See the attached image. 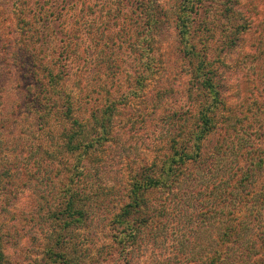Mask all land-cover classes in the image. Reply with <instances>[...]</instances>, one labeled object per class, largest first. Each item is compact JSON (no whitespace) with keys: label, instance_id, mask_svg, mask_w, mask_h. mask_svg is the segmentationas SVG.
I'll list each match as a JSON object with an SVG mask.
<instances>
[{"label":"rangeland","instance_id":"374dc122","mask_svg":"<svg viewBox=\"0 0 264 264\" xmlns=\"http://www.w3.org/2000/svg\"><path fill=\"white\" fill-rule=\"evenodd\" d=\"M215 1L219 3V0ZM155 2L165 12L164 18L159 6L154 8ZM180 2L74 0L68 11V18L81 25L77 32V50L70 64L72 75L68 80L69 87H82L85 91L91 87L96 92L102 87L111 93L118 91L128 103L121 106L120 114L115 117L116 126L113 127L111 141L104 149V166L97 176L90 178L96 187V197L103 201L96 206L104 210L96 207L98 220L89 222L84 230L69 231L67 234L68 245L79 248L77 252L86 264H95L92 259L103 257L111 249L108 218L104 216L113 211L114 201L122 200L131 167L152 159L157 148L166 144L167 136L175 127L168 115L183 109L192 99V93H197L192 63L184 56L183 43L180 42L176 26L177 14L182 8ZM43 6L41 3L19 6L22 10L20 20L28 21V11L31 9L34 16L38 15ZM114 6H117V12L120 11L116 14L117 23L121 22L122 25L115 27V45L106 46L112 38L106 25L114 15ZM15 8V0H0V24L4 38L9 35L19 38V30L15 28ZM240 8L250 21V26L239 35L238 45L225 47L224 36L221 37L218 32L210 41L202 40L205 29L202 26H205L203 23L206 18L203 16L205 13L200 12L201 9L200 15L198 13L194 20L195 28L199 27L201 32L195 29L194 39L197 49L209 51V57L220 73L226 110L237 115L244 114L246 118L242 120L243 123L250 119L249 130L254 131L264 124V0H240ZM212 14L210 26L217 20ZM149 16L158 17L160 21L157 26L147 29L144 22ZM231 23L225 21V34L232 31ZM145 33L153 35L151 42L145 40V47L156 57L157 64H154L155 73L144 82L142 97L132 99L127 91L135 84L133 75L142 74V63L137 59L140 49L136 39ZM203 42H206V46ZM102 43L105 45L102 46ZM0 50L10 51L6 57L9 64L4 67L19 68L23 64L24 58L19 59L17 56L23 51L19 43H11L10 49L0 47ZM23 73V69H17L11 77L6 76L8 79L3 73L0 74L1 83L6 81L3 88L5 97L0 109L2 170L10 172V179L13 177L17 184L15 196L0 193V234L4 239L6 264H55L45 252L52 242L53 224L50 219L46 220L47 216L43 213L55 201L62 157L57 148L55 121L44 123L28 103L19 109L18 120L13 123L10 121L12 118L15 120L14 101L19 96L15 82L22 79ZM151 103L160 105L156 116L154 114L146 122H135V118L141 116L140 109L148 106V110ZM148 113L152 111L148 110ZM237 128L242 127L239 124ZM246 134H235V147L210 174H203L195 182L184 178L170 194L156 191L153 196H149L155 206L160 207L166 201L169 208L149 237L144 238L142 244L134 245L130 254L131 262L127 264H203L207 251L213 248L212 241H215L219 226L215 224L210 230L206 229V222L199 214L203 205L211 201L210 190L220 186V180L235 167L236 153L247 141ZM48 152H51V156ZM22 199L25 201L23 207L20 204ZM122 261L119 259V264H123ZM106 263L108 261L100 264Z\"/></svg>","mask_w":264,"mask_h":264},{"label":"trees","instance_id":"16d2710c","mask_svg":"<svg viewBox=\"0 0 264 264\" xmlns=\"http://www.w3.org/2000/svg\"><path fill=\"white\" fill-rule=\"evenodd\" d=\"M15 1V28L19 30V38L13 35L4 38L0 24V47L10 49L11 43H19L23 51L17 56L24 58L19 68L4 67L9 64L6 57L10 51L0 50V74L3 73L5 79L17 69L24 71L22 79L15 82L19 96L14 101L15 120L12 118L10 121L18 120L19 109L27 103L44 123L55 121L57 148L62 157L55 201L43 213L54 229L52 242L45 252L55 264H86L77 252L79 248L68 245L67 234L84 230L89 222L99 219L96 205L103 201L96 197V187L90 178L97 176L104 166L105 145L111 141L115 117L120 114L121 106L128 104L127 99L124 100L118 91L111 93L103 87L98 92L91 87L87 91L82 87H69L70 64L77 50V32L81 27L77 21L68 18L74 0ZM28 3L44 6L35 16L33 9L28 11V21L20 20V8ZM180 5L182 8L177 14L176 26L184 56L192 63L197 93H192V99L183 109L168 115L175 127L167 136L166 144L157 148L152 159L131 167L122 200L114 201L113 211L104 216L108 218L111 249L103 257L92 259L95 264L106 261V264H119V259L123 264L131 262L134 245L142 244L149 237L169 208L166 201L160 207L155 206L149 196L156 191L170 194L184 178L195 182L203 174H210L233 150L236 141L233 138L238 132H246L248 139L236 153V165L220 180V186L210 190L211 201L203 205L199 214L206 222V229L210 230L215 224L219 226L215 241H212L213 248L207 251L203 264H264V124L261 125L263 128L258 126L250 131V119L243 123L244 114L226 110L220 73L209 57V51L197 49L194 39V30L201 32L199 27L195 28L194 21L200 9L206 18L202 40L210 41L218 32L224 36L227 48L238 45L239 35L249 29L250 21L240 8V0H219V3L215 0H181ZM157 6L155 2L154 8ZM112 8L114 15L106 25L112 38L106 46L115 45V27L122 25L117 23L116 14L120 11H116L117 6ZM159 12L163 18L166 16L160 6ZM210 14L217 18L213 26L209 25L212 24ZM227 20L232 22V31L225 34ZM159 21L158 17L149 16L144 25L147 29L153 28ZM152 37L145 33L136 39L142 74L133 75L135 84L127 91L132 99L142 97L144 82L155 73L157 59L145 47V40L151 42ZM206 42H203L205 46ZM1 82L0 109L6 81ZM159 106L151 103L148 109L151 114L148 106H144L135 122L149 121ZM145 109L147 112L142 111ZM239 124L242 128H237ZM48 154L51 156V152ZM2 160L0 156V193L15 196L16 181L13 177L10 179V172L2 170ZM3 240L0 234V264H6Z\"/></svg>","mask_w":264,"mask_h":264},{"label":"clouds","instance_id":"9594fccd","mask_svg":"<svg viewBox=\"0 0 264 264\" xmlns=\"http://www.w3.org/2000/svg\"><path fill=\"white\" fill-rule=\"evenodd\" d=\"M20 195H21V197H23V193H21ZM20 204H21V206L23 207L24 204H25V201L22 199V200L20 201Z\"/></svg>","mask_w":264,"mask_h":264}]
</instances>
